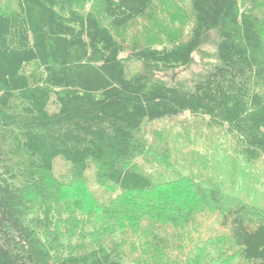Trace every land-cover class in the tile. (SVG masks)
I'll use <instances>...</instances> for the list:
<instances>
[{
    "label": "trees",
    "instance_id": "1",
    "mask_svg": "<svg viewBox=\"0 0 264 264\" xmlns=\"http://www.w3.org/2000/svg\"><path fill=\"white\" fill-rule=\"evenodd\" d=\"M188 1L190 31L161 48L128 44L121 34L154 12L156 0H96L88 10L80 0H12L11 10L0 1V264H129L127 231L149 264H175L167 227L183 211L160 194L175 182H157L135 164L150 155L145 139L155 120L188 113L208 130L228 132L247 163L264 161V22L241 9V0ZM195 55L212 62L189 82L160 76L186 69ZM58 157L78 180L94 168L99 185L117 189L102 215L115 219L117 209L128 221L93 230L86 240L74 233L69 211L23 212L29 195L45 199L41 175ZM181 184L196 196L193 204L219 214L240 260L264 264L263 209L217 185ZM138 195L148 200L144 216L134 209ZM151 209L157 216L142 227ZM58 223L68 230L57 231Z\"/></svg>",
    "mask_w": 264,
    "mask_h": 264
},
{
    "label": "rangeland",
    "instance_id": "2",
    "mask_svg": "<svg viewBox=\"0 0 264 264\" xmlns=\"http://www.w3.org/2000/svg\"><path fill=\"white\" fill-rule=\"evenodd\" d=\"M0 1H4L10 10L14 8L12 0ZM95 1L80 0L79 8L88 10L94 7ZM155 4V11L149 13L148 17L135 21L122 31L121 34L128 44L137 43L161 48L166 45L168 37L182 39L188 34L192 27L188 0H156ZM241 9H252L251 11L259 15L264 22V0H241ZM211 62L207 59L201 62L199 56L195 55L194 62L186 69L160 76L171 83L189 82L209 67ZM201 122L198 118L184 113L148 124L145 145L150 155L137 158L135 164L157 182H175L169 188L160 187V194L166 197L163 201L173 207H182L183 214H187L184 218L183 214L180 218L176 217V223L167 227L166 237L170 246L171 261L174 260L175 264H247L239 259L238 249L228 239L226 230L221 227L219 214L211 206L199 208L193 204L190 196L192 199L196 196L187 193L181 182L189 180L202 186L201 188L217 185L223 195L233 196L264 210V161L258 159L247 163L238 152L236 141L228 132L218 128L208 130ZM164 149L170 153L168 159L160 154ZM41 179L45 199L36 195L25 198L26 207L23 206V212L25 210L28 216L42 214V206H48L56 216L62 213L64 217V213L69 211L66 213H70L77 222L74 233L79 235V231L85 234L86 240L91 238L89 232L93 230L107 231L120 221H128L117 209L110 215L117 217L115 219H107L102 215L104 206H113L116 202L119 191L110 186L99 185L94 168L86 171L78 180L70 164L58 157L50 173L42 174ZM174 191L180 197H172ZM144 196L137 197L142 201L136 205L140 208L133 206L135 211L141 214L148 207L147 197ZM178 199L180 203L177 202ZM136 200H133L134 204ZM149 216L152 219L141 217L142 227L153 222L157 210L151 209ZM182 219L189 220V223ZM194 220L196 221L193 223ZM71 222L72 218H68L67 223ZM59 228L62 231L68 230L63 223L57 224V231ZM127 232V262L149 264V257L142 254L145 248L139 245L136 251L130 245L139 243L135 233ZM76 239L77 237H74L70 241Z\"/></svg>",
    "mask_w": 264,
    "mask_h": 264
}]
</instances>
